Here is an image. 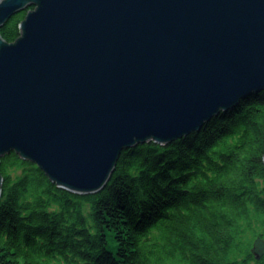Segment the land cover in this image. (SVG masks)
<instances>
[{"label": "water", "instance_id": "obj_1", "mask_svg": "<svg viewBox=\"0 0 264 264\" xmlns=\"http://www.w3.org/2000/svg\"><path fill=\"white\" fill-rule=\"evenodd\" d=\"M31 7L0 37V158L72 193L102 190L124 150L264 92V0H0V27Z\"/></svg>", "mask_w": 264, "mask_h": 264}, {"label": "trees", "instance_id": "obj_2", "mask_svg": "<svg viewBox=\"0 0 264 264\" xmlns=\"http://www.w3.org/2000/svg\"><path fill=\"white\" fill-rule=\"evenodd\" d=\"M31 9L0 27L4 41ZM263 157L264 92L198 133L124 150L95 194L11 152L0 158V264H264L252 253L264 241Z\"/></svg>", "mask_w": 264, "mask_h": 264}, {"label": "rangeland", "instance_id": "obj_3", "mask_svg": "<svg viewBox=\"0 0 264 264\" xmlns=\"http://www.w3.org/2000/svg\"><path fill=\"white\" fill-rule=\"evenodd\" d=\"M175 141H177V140H175ZM20 170H10L9 171V173L13 176V177H15V176H19L20 175ZM101 191V190H100ZM99 191V192H100ZM98 193V192H97ZM95 194V193H94Z\"/></svg>", "mask_w": 264, "mask_h": 264}, {"label": "bare ground", "instance_id": "obj_4", "mask_svg": "<svg viewBox=\"0 0 264 264\" xmlns=\"http://www.w3.org/2000/svg\"><path fill=\"white\" fill-rule=\"evenodd\" d=\"M213 119H214V118H213ZM213 119H212V120H213ZM194 133H198V132H194ZM171 143H173V142H171ZM171 143H169V144H171ZM119 157H120V156H119ZM118 159H119V158H118ZM117 162H118V161H117ZM116 164H117V163H116ZM115 167H116V166H115ZM114 170H115V169H114ZM110 179H111V178H110ZM108 182H109V181H108ZM108 182H107V183H108ZM107 183H106V185H107ZM106 185H105V186H106ZM105 186H104V187H105Z\"/></svg>", "mask_w": 264, "mask_h": 264}]
</instances>
